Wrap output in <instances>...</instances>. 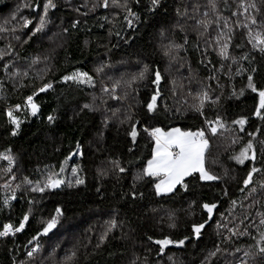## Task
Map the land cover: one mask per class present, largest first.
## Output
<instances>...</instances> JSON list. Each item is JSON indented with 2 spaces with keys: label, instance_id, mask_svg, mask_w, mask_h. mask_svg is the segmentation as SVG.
<instances>
[{
  "label": "trees",
  "instance_id": "obj_1",
  "mask_svg": "<svg viewBox=\"0 0 264 264\" xmlns=\"http://www.w3.org/2000/svg\"><path fill=\"white\" fill-rule=\"evenodd\" d=\"M44 2L0 0V53H4L0 55V153L14 157L10 171L8 162L0 159V185L9 183L15 189V199L4 205V198L12 192L0 188V231L5 223L18 226L23 215L29 213L21 232L0 236V264H236L244 251L255 252L256 239L264 232L258 215L264 214V150L260 143L264 141V119L253 115L259 97L247 87L249 72L237 75L236 69L257 68L252 73L254 84L264 88V54L251 49L243 29H235L229 51L236 62L223 60L211 46L205 52L206 44L214 42L219 29L212 25L205 32L196 25L205 12L209 19L221 15L229 17L230 23L243 20L242 15L231 16L233 11H242L237 8L240 0H228L227 7L224 0H216V13L211 11L209 0H161L154 12L148 11L149 0H117L139 14L140 20L133 27L124 20L127 13L113 0H108L107 7L104 0H53L56 8L49 9V23L42 32L33 34ZM255 2L264 13V3ZM178 8L181 13L186 10V15H178ZM24 18L32 21L27 28L22 27ZM170 43L184 47L165 55ZM235 44L243 46L236 48ZM8 48L18 68L10 67L14 59L6 62ZM244 54H248V60L240 59ZM35 55L43 58L44 68L31 72V66L23 65ZM144 65L149 66L145 78L129 86L127 82ZM213 68L217 69L215 73ZM76 69L87 72L92 83L61 80ZM156 70L162 77L158 85L152 83ZM212 75L216 78L209 79ZM49 82L52 88L34 97L39 112L30 115L24 108L25 97ZM205 88L210 99L204 102L201 115L193 105L199 102L197 93ZM157 89V107L149 113L146 105ZM16 104L21 105L14 113L21 125L13 136L7 109ZM85 104L92 110L84 109ZM49 114L57 117L52 124L46 120ZM217 116L225 128L220 130L222 135L213 136L204 121H215ZM242 116L246 117L243 131L239 124L232 123ZM133 123L138 131L134 143L127 136ZM145 127L165 131L171 127L183 131L205 128L210 141L205 167L221 179L200 181L196 173L195 178L185 179L187 189L177 186L174 194L157 197L152 187L155 178L145 177L135 181L134 189L143 198L138 195L133 200L129 195L133 177L151 157L154 143L144 132ZM253 132L255 136H249ZM250 139L253 149L249 155L254 151L256 159L239 164L232 157ZM111 160H119L127 171L117 173ZM61 162L65 165L61 173L65 181L73 179L72 167L76 166L85 183L71 188L65 183L44 193L32 192L23 183L24 177L40 180L46 165L60 173ZM253 166L261 171L254 173L252 183L245 186L243 180ZM98 169H104L107 175H100ZM252 188L256 191L251 192ZM203 203L217 204L210 220L201 208ZM57 206L63 213L57 226L29 244ZM169 213L173 214L171 219ZM112 220L115 227H110ZM204 220L209 222L196 237L191 225ZM218 221L226 227L218 228ZM173 223L175 226L170 227ZM229 228L247 229V233L225 239L230 235ZM105 233L101 243L100 236ZM149 236L153 240L164 236L188 239L184 245H168L160 253L159 246L147 239ZM37 243L40 249L29 257L27 252ZM217 246L221 251L205 261ZM236 248L241 251L235 252ZM73 252L75 256L66 262L65 257ZM248 259L249 264H264V257Z\"/></svg>",
  "mask_w": 264,
  "mask_h": 264
},
{
  "label": "snow or ice",
  "instance_id": "obj_2",
  "mask_svg": "<svg viewBox=\"0 0 264 264\" xmlns=\"http://www.w3.org/2000/svg\"><path fill=\"white\" fill-rule=\"evenodd\" d=\"M262 3H264V0H261ZM225 6H228V0H224ZM113 4H116L119 7H122L124 11L127 13V15L124 17V20L128 24L129 27H133L136 22L140 20V16L138 13L133 12L131 8L127 6V4L119 5L117 0H113ZM209 5L211 8V11L213 13L217 12V4L216 0H209ZM108 6V0H104V7ZM161 6V0H149V12H154L157 8ZM56 8V4L53 2V0H45L43 4V14L39 15V22L36 23L35 28L33 30V34L37 32H41L44 30L45 26L49 23L47 17L49 13V9ZM196 10H198V5L195 6ZM237 8L242 11H233L231 13V16L233 17H239L244 16L243 20L237 19L234 22L230 23L229 17H222L221 15H216L215 19H209L208 13H204L203 19H197L196 25L203 28L205 32L208 31L210 26L215 25L216 28L219 29V31L216 34L214 42L206 44L205 52H207V47L211 46L213 49L217 52V55L223 59V60H229L231 59L233 62H236V57L230 55V46H233V39L235 36V29H243L244 35L247 38V44L251 45V49L254 51H259L261 54H264V13L261 12L260 7H258L255 0H240V3L237 5ZM178 15H186V10L184 13H181L179 8L177 9ZM259 14V15H257ZM77 22H73L72 27L75 28L77 26ZM30 24H32V21L24 18L22 27L27 28ZM222 25V26H221ZM3 30V29H0ZM181 30L182 26H181ZM67 29H64V32H67ZM203 34V33H199ZM117 36H119V32L116 33ZM17 39H20L19 36L16 37ZM187 43V40L185 39V44ZM242 44H235L234 47L241 48ZM183 44H174L170 43L169 46L165 49V55H170L173 53L174 50H178L183 48ZM2 55V54H0ZM204 56V53L201 54ZM175 58V57H173ZM206 58V57H205ZM241 60H248V54H244L240 57ZM201 63H204V59L200 61ZM253 61L249 60V63L251 64ZM210 63V61H209ZM224 67L223 64H221V69ZM4 68H8V64L4 65ZM101 69H97V71H100ZM213 73L217 71V69L213 68L211 70ZM242 71H248L249 75L247 76V87L252 90V92L257 93L259 100L258 103L255 106V112L253 115L257 117H261L264 119V88H257V86L254 84V77L252 73L257 72V68L252 67L250 69H242L237 68L236 74H241ZM149 72V66L144 65L143 69L138 73L131 77V80H129L127 83L130 86L132 82L136 81L137 79H144L146 74ZM18 73H13V75H17ZM24 75H27V72L24 73ZM216 78L214 75L210 76L209 79ZM92 77L87 72H82L79 69L74 70L72 73L64 75L61 77V80L64 82L72 81L76 84H91L92 83ZM162 77L159 72V70H156L154 72V79L152 80V83L154 85H158L161 81ZM116 87V85H113V89ZM52 88V83H44L43 86L38 87L33 91L31 95H28L25 97L24 102V108L29 111V114L32 116H36L39 112L40 106L34 102V97L38 93L46 92L47 90ZM107 91V89H105ZM235 94V93H234ZM240 94H243V89H241ZM160 95L159 90L157 89L154 94L151 96L150 100L147 102V111L149 113H153L157 107V98ZM115 99V97H113ZM197 100L199 101L197 104L193 105V108L200 112L201 115H203L202 108L204 106V102L208 99H210L209 92L207 91V88L203 89L201 92L197 93ZM215 103V101H213ZM84 109L92 110V106L89 104L83 105ZM21 109L20 104H16L14 106H11L7 109V116L8 121L11 125H13L11 134L13 136L18 134V130L21 125L20 119L14 114L18 110ZM55 111V109L53 110ZM113 115H115V112H113ZM57 117L55 115L49 114L46 117V120L49 124H52ZM130 119V118H129ZM104 123H107V118H105ZM123 123V121H122ZM207 130L211 132L213 136H216L218 134L222 135V132L220 130L225 128V124L221 122V118L217 116L215 121H204ZM233 124H239L241 126V131H243V126L246 123V117H240L237 120L232 121ZM144 132L148 134V136L152 139L153 146L151 148V157L147 160L146 165L142 168V170L134 175L133 180L134 183L132 185V189L129 193L131 198L135 200L137 196L142 199L143 194L137 193L135 189V181L143 180L145 177L148 178H155V182L153 183L152 187L154 190V194L157 197L166 196L168 194H174L175 190L177 189V186L183 187L187 189L188 185L185 183V179L188 177H194V174L198 173L199 180L200 181H215L221 179L219 176L210 173L206 167H205V159H206V153L210 149V141L208 136L206 135L205 128H198L195 131L187 130L183 131L179 127H171L168 128L167 131L160 127H152L148 128L145 127ZM260 129L258 128L257 131ZM138 135L137 131V124L133 123L130 125V131L127 132V136L131 138V141L134 143L136 141ZM249 136H255V132L249 133ZM262 150H264V141H261ZM80 144L77 142L76 150L79 151ZM253 149V141L250 139L247 144L244 146V148L241 149L238 155L232 157V159H235L237 163L244 164L245 161L251 160L255 161L256 155L253 151L251 156L249 155V150ZM132 149L129 148V152H131ZM82 155V153H80ZM0 159H4L8 162L10 171L11 166L14 163V157L10 154H4L0 153ZM66 160L68 157L65 158ZM109 163L112 165L113 170H115L117 173H125L127 170L120 165L119 160H111ZM64 163L61 162L60 164V173H56L54 171L49 170L50 166H45L44 174H42V177L40 180H37L35 182L28 179V177H24L23 183L25 185L30 186L32 192H39L44 193L46 190L50 189H57L64 185L65 183L69 188L82 185L85 183V180L81 178L77 172L78 169L76 166L72 167V173H73V179H69L65 181V179L61 176V173L64 171ZM261 169L253 166L247 173V176L243 180V184L245 186H248L252 183L253 174L260 172ZM98 172L100 175H107V172L104 169H98ZM14 179V177H12ZM74 180V183H73ZM17 188L20 187L19 184L16 185ZM261 187H264V182L261 183ZM0 188L4 189H10L12 192L11 196H6L3 200L4 205H8L9 201L11 199H15V189H11V186L9 183H5L3 185H0ZM100 189H97V192H99ZM243 191V189H241ZM256 189L252 188L251 192H255ZM224 195H227V191L224 192ZM33 201H29V204H32ZM194 203V202H193ZM236 201H231V205H235ZM201 208L207 213L209 220L212 218L214 209L217 208L216 203H203L201 205ZM155 211V209H153ZM62 210L59 206L55 209V214L51 216L50 219H48L43 227L41 232H37L35 236L31 238L29 241V244H32L33 241L37 240V237L41 235H47L52 229H54L58 222L59 218L62 216ZM172 213H169V218H172ZM223 215V214H222ZM258 215H261L260 219V225H264V214L258 213ZM29 220V213L26 212L23 217L19 221L18 226H13L11 223H5L3 225V230L0 231V236H8L9 234H15L18 232H21L25 228L26 222ZM208 220H204L202 223H193L191 225V231L196 236L199 237L201 235L202 230L205 228V226L208 224ZM110 227L116 226V221L112 220L109 222ZM174 223L170 224V227H174ZM217 227H226V225L220 224V222H217ZM230 235L228 237H225V239H231V236L235 235H245L247 233V229H244V231H239L237 228H229L227 229ZM106 238V233L104 235L100 236V242L102 243ZM149 241H152L154 244L159 246V252L163 253L165 251V247L168 245L176 244V245H184L185 241L188 239V237H184V239L180 240H173L168 236H164L161 239H155L153 240V237L149 236L147 238ZM256 239V238H254ZM99 247V244L97 245ZM251 247V246H250ZM40 249V244L37 243L35 247L32 248L31 251L27 253L29 257H32L35 252H37ZM221 251L220 247L217 246L214 251H210L208 253V256L205 257V261H207L210 257L216 256ZM241 250L239 248L235 249V252H240ZM159 254V253H158ZM75 256V253L73 252L71 255L65 257V261H71L72 258ZM253 257V260L255 257H264V232L259 233L258 239H256V250L255 252L250 251H244L243 257L238 259L236 261V264H249V257ZM134 264V262H133ZM203 264V262H202Z\"/></svg>",
  "mask_w": 264,
  "mask_h": 264
},
{
  "label": "rangeland",
  "instance_id": "obj_3",
  "mask_svg": "<svg viewBox=\"0 0 264 264\" xmlns=\"http://www.w3.org/2000/svg\"><path fill=\"white\" fill-rule=\"evenodd\" d=\"M42 32V31H41ZM0 54H4V53H0ZM7 57H6V62H9V61H11L12 59H14V54L9 50V48H8V52H7V55H6ZM39 57L40 56H38V55H35V56H32V58H31V61L30 62H28V65H23V66H31V69H30V71L31 72H35L36 70H40V69H43L44 68V61H43V58H40L39 59ZM13 63H11V65H10V67H13V68H18L17 66H16V59H14L13 61H12ZM14 65V66H13ZM29 68V67H28Z\"/></svg>",
  "mask_w": 264,
  "mask_h": 264
},
{
  "label": "built area",
  "instance_id": "obj_4",
  "mask_svg": "<svg viewBox=\"0 0 264 264\" xmlns=\"http://www.w3.org/2000/svg\"><path fill=\"white\" fill-rule=\"evenodd\" d=\"M9 235H11V234H9ZM4 237H6V236H4ZM35 246H36V244H35L33 247H35ZM33 247H31V248L29 249V251H31ZM29 251H28V252H29ZM28 252H27V253H28Z\"/></svg>",
  "mask_w": 264,
  "mask_h": 264
}]
</instances>
